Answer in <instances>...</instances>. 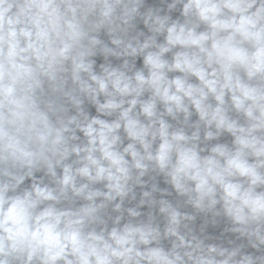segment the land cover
<instances>
[{
    "label": "clouds",
    "instance_id": "9594fccd",
    "mask_svg": "<svg viewBox=\"0 0 264 264\" xmlns=\"http://www.w3.org/2000/svg\"><path fill=\"white\" fill-rule=\"evenodd\" d=\"M0 264H264V0H0Z\"/></svg>",
    "mask_w": 264,
    "mask_h": 264
}]
</instances>
